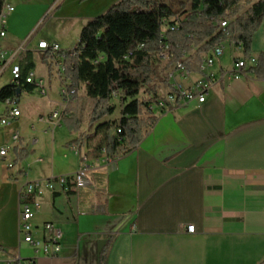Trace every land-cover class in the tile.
<instances>
[{
  "label": "crops",
  "instance_id": "obj_1",
  "mask_svg": "<svg viewBox=\"0 0 264 264\" xmlns=\"http://www.w3.org/2000/svg\"><path fill=\"white\" fill-rule=\"evenodd\" d=\"M120 1H10L1 47L10 52L25 43L33 65L28 72L44 85L22 88L16 97L19 116L0 126V149L10 148L0 158V264H26L36 257L37 264H264V80L251 71L264 53V19L252 36L254 65L248 63L238 79L230 77L226 48L210 68L217 81L204 102L154 113L155 124L136 148L114 161L104 147L91 152L101 135L76 154L70 143L79 133L63 125L69 116L56 126L48 121L63 108L60 88L71 83L65 78L67 56L51 57L38 43L74 50L86 23ZM172 1L187 3H164ZM52 61H62V73ZM200 64L201 59L188 79H170L167 68L155 85L158 96L174 83L190 86L201 76ZM6 109L0 102V117ZM15 132L19 141L13 144ZM16 151L22 152L20 161ZM81 154L88 155V181L75 194L57 185L45 191L32 220L35 240L48 236L45 224L59 230L60 252L36 255L18 236V192L28 182L72 174Z\"/></svg>",
  "mask_w": 264,
  "mask_h": 264
},
{
  "label": "trees",
  "instance_id": "obj_2",
  "mask_svg": "<svg viewBox=\"0 0 264 264\" xmlns=\"http://www.w3.org/2000/svg\"><path fill=\"white\" fill-rule=\"evenodd\" d=\"M245 5L248 8L244 11ZM183 16L184 20L179 21ZM225 17L233 19L228 30L248 59L252 36L264 19V0H192L189 9L182 1L166 4L162 0H121L105 14L88 21L80 31L75 56L66 57L65 78L77 91L81 85L85 87V96L76 95L68 108L69 117L63 120L66 130L79 133L83 124L98 123L97 128L105 130L103 151L107 158L130 153L156 122L148 106L159 98L155 85L162 81V72L177 60L187 71H198L202 55L222 37L207 20ZM164 23L176 27V31H166L162 36ZM160 45L167 46L173 56L166 64L157 58ZM182 53L187 57L181 59ZM23 55L19 61L20 86L3 87L0 102L17 97L22 88L33 89L23 79L33 67L32 56ZM251 71L257 79L264 80V53L259 54ZM140 92L145 94L142 100L137 98ZM114 97H119L121 103L119 134L116 129L111 133V125L102 122L114 113ZM70 144L81 150L83 138L79 135ZM16 155L17 161L23 158L21 151ZM102 257H106L105 252Z\"/></svg>",
  "mask_w": 264,
  "mask_h": 264
},
{
  "label": "built area",
  "instance_id": "obj_3",
  "mask_svg": "<svg viewBox=\"0 0 264 264\" xmlns=\"http://www.w3.org/2000/svg\"><path fill=\"white\" fill-rule=\"evenodd\" d=\"M11 0H0V80L8 73L9 80L7 85L12 87L20 86L22 80L21 68L19 65V60L21 56L25 53V43H22L13 51L7 52L1 47V40L6 36L5 30V19L6 16L13 11V7L10 3ZM219 2L221 0H218ZM185 16L181 17L179 21H183ZM208 23L213 24L220 31L222 37L215 44V46L208 52L204 54L201 58L200 73L201 76L193 81L190 86L183 87L180 84L174 83L171 85L170 91L163 97H159L157 101L152 102L148 109L152 114L162 113L171 107L186 105L190 102H197L199 104L203 103L209 90L215 85L217 79L215 75L210 71V68L220 59L226 48L229 49L231 53V71L229 76L238 79L244 74V71L248 70V63L251 65L255 64V60L252 58L245 59L243 57V51L241 44L233 40L232 33L228 30L233 19L225 17L224 20H207ZM176 27H170L164 23L162 30V36H164L166 31H176ZM38 49L47 52L51 57L59 54L63 59L66 56H75L74 50L72 51H60V48L55 43H38ZM181 59H184L187 55L182 53ZM157 58L161 63H167L173 59L171 53H169L167 46L160 45L159 51L157 53ZM58 73H62L63 63L62 61H52ZM170 72V73H169ZM167 74L170 79H173L174 75L182 79H188L191 72L187 71L181 64L180 60L174 62L171 69ZM26 84L35 85L38 88L43 89L44 82L42 79L36 80L32 72H28L23 78ZM59 95L63 108L60 111H55L50 114L48 121L53 123L55 126L66 116L69 112L67 108L71 105L73 98L77 95V92L70 84L63 85L60 88ZM7 107L6 112L0 117V126H5L9 123L11 119L17 118L19 116V110L17 109V100L15 98H7L3 101ZM43 121V118L39 119ZM116 134L120 133V129L117 128ZM11 141L13 144L18 143L19 135L17 132L13 133L11 136ZM9 147H4L0 149V158L4 159L9 151ZM76 154H78L77 146L73 148ZM118 156L111 158V161L116 160ZM88 155H79V167L75 172L69 175L61 176L55 179L43 180V181H32L26 183L18 192V209H17V228L18 236L22 242L30 245L35 254L39 253L44 257H54L60 252V244L58 242L60 238L59 230L55 229L52 224H45L43 226L44 231L47 233V237L43 240H35L31 236L32 230V220L35 215L39 212L41 205L38 201L39 198L44 194L45 191L53 192L55 186L57 185L62 192L67 194H75L77 191L88 181V174L90 172V167L88 165ZM8 169L12 168V164L7 165ZM187 232L192 234L193 227L188 226ZM36 257L30 259L26 264H37Z\"/></svg>",
  "mask_w": 264,
  "mask_h": 264
},
{
  "label": "rangeland",
  "instance_id": "obj_4",
  "mask_svg": "<svg viewBox=\"0 0 264 264\" xmlns=\"http://www.w3.org/2000/svg\"><path fill=\"white\" fill-rule=\"evenodd\" d=\"M164 1H163V3H164ZM187 3L189 4V0H187ZM7 78H8V75L6 74L0 80V90L7 85V82H8ZM80 89H81L80 90V94L81 95L85 94L84 88H82L80 86ZM77 96H80L78 94V92H77ZM137 98H138V100H142V99L145 98V94L143 92H140V94L138 95ZM111 104L115 107L114 113L111 116L106 117L102 122L109 123L111 125L110 126V131H111V133H113L114 130L118 128L117 125H118V121L120 119V112H121L120 98L119 97H114L111 100ZM97 126H98V123H96V124H94L92 126H88L87 124H83L82 128L80 129L79 134H78V136L81 135V137L83 138V146L82 147L85 146L86 148L88 147L89 143L96 138L95 136H99V135L102 136L100 138L99 142L97 144H94V145H96V147L93 148V150L91 151L92 153H95V155H96V153L100 152L101 147H104V136H105V130L104 129H98ZM69 145L70 144H68L67 146H69ZM90 148H92V143H91V147ZM65 154H67V152ZM63 165H64L63 168L67 167V166H65L66 164H63Z\"/></svg>",
  "mask_w": 264,
  "mask_h": 264
},
{
  "label": "water",
  "instance_id": "obj_5",
  "mask_svg": "<svg viewBox=\"0 0 264 264\" xmlns=\"http://www.w3.org/2000/svg\"><path fill=\"white\" fill-rule=\"evenodd\" d=\"M18 93V92H17Z\"/></svg>",
  "mask_w": 264,
  "mask_h": 264
}]
</instances>
